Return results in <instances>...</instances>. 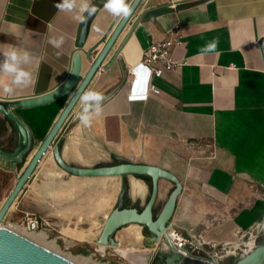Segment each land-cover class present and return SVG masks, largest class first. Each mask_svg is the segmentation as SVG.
Here are the masks:
<instances>
[{"label": "crops", "instance_id": "0c3cea01", "mask_svg": "<svg viewBox=\"0 0 264 264\" xmlns=\"http://www.w3.org/2000/svg\"><path fill=\"white\" fill-rule=\"evenodd\" d=\"M59 2L0 0V62L9 47L26 50L34 58L25 66L32 83L14 86L12 95L0 92V102L12 104L52 92L68 78L78 52L82 79L92 64L85 52L96 47L91 53L95 58L122 16L106 10V0H91L97 11L80 51L85 19H75L76 12L59 11L55 7ZM125 2L130 5L132 0ZM175 29L183 43L172 46L171 54L181 66L154 79L159 94L130 98L129 71L152 44L175 37ZM61 36L60 48L49 43ZM214 39L219 54H202ZM10 79L0 73V81ZM87 90L106 97L103 112L86 127L78 119L83 106L77 103L55 141L68 164L93 167L99 159H125L169 170L183 184L171 229L179 232L192 220L195 227H204L202 240L211 248L256 245L264 234L256 227L264 220V0H142ZM70 96L14 110L33 137L28 160ZM18 141L15 126L0 115V148L13 151ZM49 155L53 157L49 152L43 161ZM41 163L15 208L24 207L32 197L31 183ZM16 171L0 166L1 173ZM163 182L168 189L173 186L161 180L159 197ZM199 207L205 209L203 214H194ZM69 230L89 236L64 234L67 246L89 239L97 243L101 233L78 226ZM210 259L215 260L210 255L205 260Z\"/></svg>", "mask_w": 264, "mask_h": 264}, {"label": "water", "instance_id": "95a60500", "mask_svg": "<svg viewBox=\"0 0 264 264\" xmlns=\"http://www.w3.org/2000/svg\"><path fill=\"white\" fill-rule=\"evenodd\" d=\"M141 2L142 0H132L129 5L131 8L130 14L121 16L113 32L95 58H93L91 53L96 47L85 52L86 57L92 61V64L82 79L83 60L81 53L78 52L75 55L73 67L68 78L52 92L12 104L0 102V115L13 124L19 134L18 145L13 151L0 148V166L8 171L17 170L22 164L25 166L21 175L18 176L13 189L0 207V264H78L2 225L15 206L20 194L34 175L37 167L49 152H52L53 159L60 169L76 177L137 176L150 179L151 192L143 209L124 205L123 194H121L118 204L107 215L101 233L96 240L99 247L116 249L121 257L130 264H218L214 259L204 260L196 257L187 249H184L187 253L184 254L175 246L168 233L178 199L183 192V184L177 175L159 166L135 162L93 167L70 165L63 159L59 144L55 143L63 125L79 102L80 93L86 91ZM93 16H86L83 24L78 42L80 51L85 49ZM70 94L69 101L60 112L43 142L34 151L31 158L25 161L33 152L34 141L28 126L14 110L17 108L30 109L45 106ZM161 180L172 183L173 189L161 211L157 214L155 213V207L159 199V183ZM130 225L141 226L148 233L149 239L144 242L145 250L128 248L121 251L117 249L120 246L116 239L117 232L121 228ZM233 264H264V243L252 248L243 257L237 258Z\"/></svg>", "mask_w": 264, "mask_h": 264}, {"label": "rangeland", "instance_id": "374dc122", "mask_svg": "<svg viewBox=\"0 0 264 264\" xmlns=\"http://www.w3.org/2000/svg\"><path fill=\"white\" fill-rule=\"evenodd\" d=\"M28 158L25 161H28ZM123 162L134 161L125 159H99L93 165H112ZM24 167V164L20 165L17 171L12 174L0 172V207L16 183L18 176L21 175ZM31 184L35 186L32 189V197L24 207H13L2 223L4 227L20 233H26L20 227L24 222L26 214H36L44 220L42 232L36 234H43L46 237L44 243L48 245L53 244L52 247L59 254L76 262L84 258L96 264H130L121 257L116 249L107 248L105 251H99L98 244L91 239L79 242L76 245L72 243V245L67 246L64 241V238H66L64 234L68 236H73L74 234L75 236L73 237L78 239L89 236V233L83 231H80L81 235L77 236L78 231L69 230L77 226L91 231L94 235L100 233L107 215L118 204L121 194H123L124 205L136 206L143 209L151 192L150 179L137 176L107 178L73 177L60 169L54 162L53 157L49 155L42 161L41 169ZM165 184L164 182L162 183L157 214L161 211L173 189V186L168 189ZM135 187H138L139 191L136 192ZM208 209L209 206L206 210ZM212 209L215 208L212 206ZM204 210L203 207H199L193 213L196 215H199V213L203 214ZM194 224L192 220L187 221L186 226L179 229V232L184 237H196V239L202 242L204 227L202 225L195 227ZM140 231L142 235L141 241L133 236L132 232H134V229L131 225L121 228L116 234V239L120 243L119 248L124 250L128 248L145 250L144 242L149 239V235L142 227ZM263 242L264 234L257 240L256 245ZM198 244H196V247ZM247 249L245 247L224 249L220 246H215L207 248L206 252L219 261V264H233L235 259L245 255ZM192 254L194 256L208 257L205 252L196 248H192Z\"/></svg>", "mask_w": 264, "mask_h": 264}, {"label": "clouds", "instance_id": "9594fccd", "mask_svg": "<svg viewBox=\"0 0 264 264\" xmlns=\"http://www.w3.org/2000/svg\"><path fill=\"white\" fill-rule=\"evenodd\" d=\"M55 7L61 12H76L75 19L83 21L87 16H92L96 13L97 8L91 3V0H60ZM105 9L114 15L128 16L131 12L130 6L125 0H106ZM49 43L55 48H60L64 43V38H51ZM218 40L214 39L201 49L202 54L216 53ZM4 60L0 62V73L10 77V82L0 81V92L5 95H12L15 91L14 86H28L32 83V74L25 67L33 61L32 55L26 51L9 47L5 52H2ZM217 55L219 53H216ZM79 103L82 105V110L78 113V119L81 124L88 127L91 126L93 117L101 116L103 112V101L106 97L97 91L87 90L80 93ZM256 227L259 230H264V220L257 222Z\"/></svg>", "mask_w": 264, "mask_h": 264}, {"label": "built area", "instance_id": "2783aa9c", "mask_svg": "<svg viewBox=\"0 0 264 264\" xmlns=\"http://www.w3.org/2000/svg\"><path fill=\"white\" fill-rule=\"evenodd\" d=\"M172 34L175 37L152 44L144 53L142 61L129 71L132 76L130 98L146 99L151 94H159L160 90L154 84V79L160 78L165 72L181 66V63L172 56L171 48L174 45H181L183 40L177 29ZM142 73L145 74L143 79ZM43 225L44 220L40 216L27 213L20 227L29 233H39L42 232ZM170 231H172L171 238L175 246L184 254H187L184 249L192 253V248H196L197 243H199L197 247L204 244L203 240L200 242L196 237H184L180 232L171 228L169 229ZM253 247H249L245 253H248Z\"/></svg>", "mask_w": 264, "mask_h": 264}, {"label": "bare ground", "instance_id": "6f19581e", "mask_svg": "<svg viewBox=\"0 0 264 264\" xmlns=\"http://www.w3.org/2000/svg\"><path fill=\"white\" fill-rule=\"evenodd\" d=\"M135 191L137 192V191H139V188L137 187H135ZM135 196V195H134ZM131 227L134 229V232H132L133 233V236H135L139 241H141L142 240V235H141V226H138V225H131ZM14 232H16V233H19V234H21V235H23V236H25V237H27V238H30V239H32L33 241H35V242H37V243H39V244H42V245H44V246H46V247H48L49 249H51V250H54L55 251V249L52 247V245H48V244H45L44 242H45V239H46V237L42 234V235H38V234H36V233H29V232H26V233H20V232H17V231H14ZM68 232V231H67ZM75 232V231H74ZM72 233V232H71ZM169 233V235L170 236H172V231H170V232H168ZM78 235H81L80 234V232L78 231L77 232V236ZM73 236H75L74 234H73ZM99 247V246H98ZM118 250H123V249H121V248H117ZM106 249L104 248V247H99V251H105ZM76 262V261H75ZM77 263L78 264H96V263H94V262H91V261H89V259H84V258H82V259H80L79 261H77Z\"/></svg>", "mask_w": 264, "mask_h": 264}, {"label": "flooded vegetation", "instance_id": "af4514ba", "mask_svg": "<svg viewBox=\"0 0 264 264\" xmlns=\"http://www.w3.org/2000/svg\"><path fill=\"white\" fill-rule=\"evenodd\" d=\"M5 150V149H4ZM159 200V199H158ZM157 205H158V202H157ZM157 205H156V207H155V213H157ZM257 243V242H256ZM264 243V242H263ZM263 243H261V244H263ZM257 245H255L254 247H256ZM211 248V246H207V245H205V244H203L202 246H199V247H196V249H198V250H201V251H203V252H205L208 256L210 255V253H208V252H206V249L207 248ZM253 247V248H254ZM247 253H245V255H246ZM196 257H200V256H196ZM243 257V256H242ZM200 258H202V259H206V257H200ZM236 260V259H235ZM233 263H234V261H233Z\"/></svg>", "mask_w": 264, "mask_h": 264}, {"label": "snow or ice", "instance_id": "6c2138e0", "mask_svg": "<svg viewBox=\"0 0 264 264\" xmlns=\"http://www.w3.org/2000/svg\"><path fill=\"white\" fill-rule=\"evenodd\" d=\"M142 70V69H141ZM139 71V70H138Z\"/></svg>", "mask_w": 264, "mask_h": 264}]
</instances>
